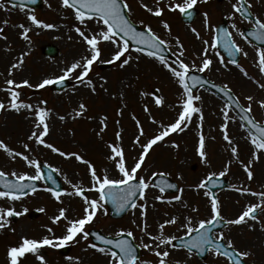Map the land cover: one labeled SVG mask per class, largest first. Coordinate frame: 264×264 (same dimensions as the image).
Here are the masks:
<instances>
[{"label":"snow or ice","instance_id":"snow-or-ice-1","mask_svg":"<svg viewBox=\"0 0 264 264\" xmlns=\"http://www.w3.org/2000/svg\"><path fill=\"white\" fill-rule=\"evenodd\" d=\"M37 0H0V9L9 11L8 4L12 9H18L25 14L27 24L21 22L12 25L18 29L16 35L19 40L26 42L28 50L21 49L14 61L10 62L7 69V76L3 81L0 92L6 94L4 99H0V113L5 111L24 114L25 118L31 121L30 134L22 143V149L16 150L0 139V152H3L12 162L23 161L29 171H6L0 168V200L7 201V204H0V232L12 228L13 218L24 216L29 212L27 207L17 210L15 202L21 201L29 194H35L38 190L48 192L51 197L60 205H63L62 197H79L82 201V213L77 216L69 215L70 209L61 206L58 212L50 217L52 225L63 224V233L55 234L52 226L45 225L47 234L40 238L21 235L15 244H11L6 249L7 264H25L29 258H34L36 264H48L47 254L43 251L46 248L62 249L68 246L78 245L81 240L85 241L84 251L92 250L98 253L105 261V264H181L179 259L173 260L174 252L184 251L187 259H191L194 254L203 256L205 252L214 256L217 261H226L227 264H249L254 253L249 248L236 246L233 239L225 231H214L220 226L224 228L247 226L250 231H256L257 227L264 232V190L255 191L250 186V182L255 180L254 163L259 162L264 154V122L257 120L253 115V104L256 103L264 109V98L257 99L253 95H247L244 105L240 97L233 94V89L227 84L217 85L214 82L203 79L194 73H205L213 68L214 61L211 53L217 57L219 64L224 68L228 64L234 65L240 70L244 77H248V71L239 63L237 56L248 57L245 51L235 39L233 32L228 28H220L211 23L210 15L203 12V26L212 32V38L204 39L201 32L195 27L190 28L191 33L203 45L196 59L187 60V49L180 36L172 35V28L166 19H162V27L170 39L162 38L160 34L153 30L149 23L140 20L139 25L142 30H138L137 22L132 19L133 9L129 0H60V7L70 13L74 21L70 31H74L79 37L78 43L84 45L83 53L79 58L66 63L59 69V74L42 76L35 82L30 78L22 77L15 79V73L22 71L26 63V57L30 54L33 43L31 33L35 29L56 30L57 24L39 19L34 10L26 8V4H35ZM206 3L207 0H152L151 6L144 0H139L140 7L153 17L162 18L165 12L179 13L180 16L191 20L193 10L198 3ZM44 3L51 8L48 0ZM231 13L229 19H235L238 14L250 25L251 31L247 34L237 23L231 24L236 34L246 43H249L255 51V66L261 75H264V47L251 44L249 36L264 44V18L260 15H253L254 3L252 0H235L231 2ZM65 19L68 16L64 17ZM3 26H0V40L5 41L4 51L11 52V42L6 33V27L11 23L9 19H4ZM39 35V32H36ZM59 39V37H57ZM72 40L71 35L68 36ZM174 41V45L173 42ZM110 47L108 58H103L102 45ZM175 47V51H173ZM223 47L231 59L226 63L225 57L220 54ZM135 53V55L133 54ZM147 57L157 62L163 69H166L174 83L178 86V98L174 105H168L160 88H154L151 92L139 91L143 97L151 96L157 108L166 105L176 110V115L172 122L163 124L155 119L149 104L142 105L143 112L148 115L152 124H158L159 130L152 136H147L141 119L135 113H131V119L135 123L136 133L131 140V147L136 152L133 163L129 164L127 154L123 145L124 129L118 127L114 132V140H105L104 134L109 128V116L87 115L89 106L83 99L77 101V106L66 114L55 113L56 118L65 122L68 119L76 121L81 118L96 120L98 131L96 135L103 142L107 149L106 160L110 162L111 168L105 167L103 172L98 169L93 161L87 159L78 151H64L52 142L49 137L52 131L50 121L54 115V110L48 107L49 101L46 98H38L35 102L31 96H27L22 90L27 88L35 92L48 90L53 87L63 88L71 82V92L76 94L80 89H86L91 95H99L100 90L108 96L119 101L115 114L123 117L128 105L126 103L125 88L131 87L129 82L122 81V89L117 92L110 91L109 78L95 72L94 66L97 64H107L115 66L118 70L127 72L133 66L139 67L142 58ZM197 59L199 63H197ZM3 75V73H0ZM139 80V76H135ZM257 86L264 90V83L254 80ZM201 89H215L217 94H222L224 103L219 112L222 123L219 131L223 141L226 142L225 151L229 152V158L219 171H208L206 175L194 184L187 187L196 193H201L207 199L209 215L201 218L200 208L190 204L184 199L185 187L177 183L170 182L168 177L170 172L164 170H153L147 167V160L154 151L155 146L165 143V146L175 150L180 149V144L176 140L166 138L176 134L179 136L190 128L196 118L197 142L195 153L199 157L200 163L208 169L212 168V161L209 159L208 141L215 140L214 136H208L204 131L205 114L202 106L203 97L194 94L197 87ZM235 110L236 115H230ZM245 133V139L251 146V155L247 162L240 158L239 145L232 138L229 131L230 123H237ZM115 125H121V119L114 121ZM71 131V130H70ZM74 135V131L72 132ZM143 138V139H142ZM31 142V143H30ZM42 146L51 152L58 154L65 160L75 159L86 167L89 176V185L85 187L83 182L74 183L66 175L64 181L70 189L61 188L57 184L54 173H60L59 168L50 163H41L33 155L34 148ZM233 163H237L246 175V181L239 186L233 184L231 189L241 197L251 196L254 201H249L241 207L239 213L232 218H226L223 214L222 202L219 196L212 191L222 183V178L226 177ZM47 169V172L44 171ZM115 173L113 175L112 173ZM143 173V174H141ZM177 180H184L182 174H177ZM38 182H44V187L38 189ZM47 182L56 185L49 187ZM211 186V187H210ZM155 189L158 194L153 195L152 203L148 202V193ZM30 190V191H29ZM169 190H175L168 194ZM87 193H95L92 198ZM159 204L179 205L187 214H182V220L177 215L164 213L166 218L157 223L155 231L150 230L151 225L148 220L149 208H155ZM111 204L117 213L125 210L132 211V224L140 233L138 237L131 228L121 227L114 233L102 234L99 231H92V225L98 218V214L108 215V207ZM139 210V219L136 218V211ZM45 212L44 208L38 209ZM195 214V215H193ZM178 225V231L182 235L168 233L169 226ZM94 237V240L91 239ZM139 240V242H137ZM146 251L151 255V259H144L139 254ZM72 264H83L80 257H67ZM184 264H187L186 260ZM252 264H255L252 261Z\"/></svg>","mask_w":264,"mask_h":264},{"label":"rangeland","instance_id":"rangeland-1","mask_svg":"<svg viewBox=\"0 0 264 264\" xmlns=\"http://www.w3.org/2000/svg\"><path fill=\"white\" fill-rule=\"evenodd\" d=\"M40 9L34 10L39 19L45 20L50 23L57 24L56 30H41L35 29L30 35L32 37V45L30 54L26 57V63L22 71L15 73V79L19 80L22 77L30 78L33 82L41 78L42 76L50 74H59V69L66 63L72 61L83 53L84 45L78 43L79 37L74 31H70L74 21L71 19L70 13L60 7V0H48V4H51V8L44 3ZM150 6L152 0H144ZM232 3L235 0H231ZM254 3L253 14L260 15L264 18V0H252ZM129 3L133 9L132 19L139 25L140 20H145L149 23L153 30L162 36V38L170 39L167 36L166 31L162 27L161 20L166 19L170 23L173 36H180L182 42L187 49V60L196 59L203 45L195 36L191 33L190 28L195 27L201 32L204 39L211 40L212 32L203 26L202 13L207 11L211 18V23L214 26L221 24L223 19L227 20L229 30L233 32V39L248 52V57L243 55L240 57L239 63L248 71L249 76L244 77L238 68L232 64H228L227 68H224L219 64V61L214 53L212 55L214 65L210 71H206L204 74L210 80L214 81L218 85L227 83L232 89L233 93L240 97L242 104L246 105L247 101L245 97L247 95H253L257 99L264 98V90L260 89L254 80H259L264 83V75L258 72L255 66V51L254 48L246 43L236 32L231 29L233 22L243 29L250 27L249 23L243 20L238 14L235 19H229L231 13L230 0H223L217 2L216 0H207L206 3H198L196 9L198 10L197 19L191 24H185L181 21L179 13L165 12L164 17L157 18L148 14L140 7L139 0H129ZM9 11L0 9V22L4 19H9L10 24L6 27V33L11 42V52H5V41L0 40V87H3V81L7 76V69L10 66V62L14 61L19 55L21 49L28 50L26 48V42L19 40L16 33L18 29L12 25L18 23L27 24L25 14L18 9H12L8 4ZM68 16L67 19L64 17ZM0 26H3L0 23ZM140 26V25H139ZM141 27V26H140ZM39 32V35L36 34ZM73 37L72 40L68 39V36ZM59 37V39H57ZM174 45V41L172 42ZM252 44V43H251ZM46 45H53L58 49V55L55 57H48L44 54L43 49ZM103 58H108L110 54V47L108 45H102ZM173 47V51H175ZM135 55V53H133ZM226 63L228 62L225 59ZM197 63L199 60L197 59ZM95 72L100 75H105L109 78L110 91L117 92L122 89V81L129 82L131 87L125 88L126 103L128 105L124 112L123 117H117L115 109L118 106L119 101L111 99L108 94L100 90L99 95H91L86 89H80L76 94L71 92L72 83L69 82V86L63 91L54 92L51 89L42 90L41 92H35L30 89H23L22 91L32 97L31 102H35L38 98H46L49 103L48 107L54 110V115L50 121L52 131L49 137L46 139L52 142L57 147H60L64 151H78L84 155L87 159H90L96 165L98 172L102 173L103 169L107 166L111 168L110 162L106 160L107 149L104 147L102 141H100L96 135L98 131V122L96 120H89L87 118H81L76 121L68 119L65 122L59 121L55 113L66 114L71 109L77 106V101L83 99L89 106V113L87 115L95 116L107 114L109 116V128L104 134L105 140H114V132L118 127L124 129L123 145L126 150L127 160L129 164L133 163V157L136 155L138 148L134 151L131 147V140L134 133H136V127L134 121L131 119V113H135L143 123V127L147 136L154 135L159 130L158 124H152L148 118V115L143 112L142 105L147 103L150 106L153 116L159 122L167 124L172 122L176 115V110L168 107L157 108L151 98V96L143 97L139 95V91L146 90L151 92L154 88H160L161 94L165 96L168 105H174L178 98V86L174 83L166 69H163L154 60L144 57L142 58L139 67L133 66L129 68L127 72L118 70L115 66L107 64H97L94 66ZM135 76H139V80L135 79ZM194 94H200L203 97L202 106L205 114L204 131L208 136H214L215 140L208 141V153L209 159L212 161V168L208 169L200 163L199 157L195 153V146L197 142V129L196 118L193 119V124L185 133L177 136L166 138L167 140H176L180 144V149L177 151L170 147L165 146V143H161L155 146L154 151L151 152L150 158L147 160V167L153 170H164L171 173L168 178L181 187H185L184 199L190 204L196 205L200 208L199 216L201 218L209 215V206L207 199L202 196L201 193H196L189 189L187 185L198 182L203 178L208 171H219L222 169L224 163L229 158V152L225 151L226 142L222 139V134L219 131V125L222 123L219 109L223 105L224 101L219 99L211 91L206 89H198ZM6 94L0 92V99H4ZM230 115H236L231 112ZM253 115L257 120L264 122V109H261L258 104H253ZM121 119V125H115L114 121ZM239 120L237 123H230L229 131L232 138L239 145L240 158L245 162L248 161L251 155V146L244 138L245 133L239 127ZM31 121L25 118L24 114H16L15 112L5 111L0 113V139H3L11 147L16 150L22 149V143L26 141L27 135L30 134ZM71 130V131H70ZM74 131V135L72 132ZM143 139V138H142ZM31 143V142H30ZM34 148L33 155L38 158L41 163H50L54 167L61 170L59 174L60 180L65 189H70V186L65 183L64 176L66 175L74 183L83 182L85 187L89 185V176L86 171V167L74 158L71 160H65L58 154L51 152L49 149L42 146H36L32 144ZM0 168L6 171H29L23 161L12 162L9 157L3 152H0ZM255 180L250 182V186L255 191L264 190V154L261 155L259 162L254 163ZM182 174L184 180H177V174ZM115 175V173H112ZM143 174V173H141ZM228 182L229 189L220 190L217 192L219 199L222 202L223 214L226 218L235 217L241 207L249 201H254L255 198L251 196L241 197L238 193L231 189V185L235 184L239 186L242 182L246 181V175L243 172L239 164L233 163L229 174L223 178ZM158 192L153 189L148 193V202L152 203L153 195ZM172 194V193H169ZM92 198L96 197L95 193H87ZM63 205L58 204L48 192L41 191L33 195H29L21 201L15 202L17 210H22L23 207H27L29 212L24 216L18 217L15 222H12V228H15L13 233L10 229L0 232V264H7L6 262V249L9 245L15 244L21 235H27L29 237L40 238L47 234L44 226L49 225L55 229L56 235H61L64 231L63 224L52 225L50 217L58 212L59 207L65 206L70 209L69 215L77 216L82 213V201L79 197L64 196ZM7 201L0 200V204H7ZM44 208L45 212H40L41 216L36 219H29V215L33 211ZM169 215H177L182 220V214H187L186 211L179 205L173 207L171 205L159 204L157 202L155 208H149L148 220L151 225L150 230L155 231L156 225L162 219L166 218L164 213ZM195 215V214H193ZM132 211H129L127 215L120 219L115 220L110 217V212L105 216L98 214V218L92 225L88 227L92 230H98L102 234L114 233L115 230L124 227L131 228L139 237L140 233L132 224L133 219ZM136 218L139 219V210L136 211ZM229 238L233 239L237 247L249 248L254 253V256L249 261L255 264H264V232L257 227L256 231H250L247 226L223 228ZM168 233L176 235H182L181 231H178V225L169 226ZM139 242V240H137ZM68 250L64 252V249H51L46 248L43 251L47 254L48 264H72L67 257H80L83 260V264H105L104 259L92 250L84 251L85 241L81 240L78 245L68 246ZM142 258L151 259V255L141 250ZM172 259L175 261L179 259L181 264H184L185 260L187 264H227L226 261H217V259L208 254L205 260H201L197 254H194L191 259H187V254L184 251L174 252ZM25 264H36L34 258H29L25 261Z\"/></svg>","mask_w":264,"mask_h":264},{"label":"water","instance_id":"water-1","mask_svg":"<svg viewBox=\"0 0 264 264\" xmlns=\"http://www.w3.org/2000/svg\"><path fill=\"white\" fill-rule=\"evenodd\" d=\"M218 1H222V0H218ZM41 4H42V3H41V0H37V2H36L35 4L28 3V4H26V6H30V7H33V8H39V7L41 6ZM196 14H197L196 11L193 10V17H192V19H191V20H188L187 18L182 17V18H183V21L186 22V23H190V22H192V21L195 19ZM220 28H227V27H226V23H223L222 25H220ZM138 30H142V29H140V28L138 27ZM244 31H245V33L247 34L249 31H251V29L244 30ZM249 40L252 41L255 45H257V46H259V47H264V44H261L259 41H256V40L254 39V37H252V36H249ZM219 50H220V52H221L223 55H225L229 60L231 59V57L228 56L227 52L224 51L223 47H221ZM44 53H45L46 55H48V56H55V55L58 53V50H57L56 48H54V47H46V48L44 49ZM239 58H240V56H237L238 61H239ZM194 74H196V75H200L203 79H207L206 77L202 76L201 74H198V73H194ZM68 86H69V83H66V84L63 86V88L53 87L52 89H53L54 91H62V90H64L65 88H67ZM197 88H198V87H197ZM195 90H196V89H195ZM211 90L214 91V92L217 94V92H216L215 89H211ZM217 95H218L219 97L223 98V97H222V94H217ZM223 99H224V98H223ZM44 171L47 172V169H44ZM53 175H54V177H55V179H56V181H57V184L61 186L60 181H59V177L57 176V174L54 173ZM169 181H170V180H169ZM170 182H172V181H170ZM173 183H174V182H173ZM47 184H48L49 187H56V185L51 184V182H47ZM37 187H38V189H40V187H41V185H40L39 182H38V184H37ZM210 187H211V186H210ZM226 187H227V182H226L225 180H222V183H221L219 186H217V187H213V188H212V191L214 192V191L217 190V189H222V188H226ZM29 191H30V190H29ZM174 191H175V190H169L170 193H173ZM107 206H108L110 212L112 213V218H115V219H121V218H123V217L126 215V213L128 212V210H125L124 212L117 213L116 210H115V208H114L111 204H108ZM32 214H34V215H36V216L39 215L38 212H34V213H32ZM223 228H224L223 226H220V227H218L217 229H215L214 231H220V230H222ZM92 238L94 239V237H92ZM207 254H208V253L205 252V254H204L203 256H201V255H198V256H199L201 259L204 260V259H206Z\"/></svg>","mask_w":264,"mask_h":264}]
</instances>
